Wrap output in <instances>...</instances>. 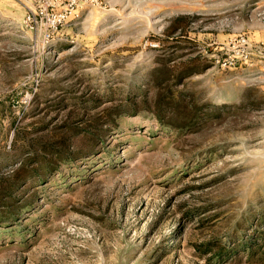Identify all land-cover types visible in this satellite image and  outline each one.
<instances>
[{
  "label": "rangeland",
  "instance_id": "374dc122",
  "mask_svg": "<svg viewBox=\"0 0 264 264\" xmlns=\"http://www.w3.org/2000/svg\"><path fill=\"white\" fill-rule=\"evenodd\" d=\"M36 10L0 0V264H264L200 251L264 215V0Z\"/></svg>",
  "mask_w": 264,
  "mask_h": 264
},
{
  "label": "trees",
  "instance_id": "16d2710c",
  "mask_svg": "<svg viewBox=\"0 0 264 264\" xmlns=\"http://www.w3.org/2000/svg\"><path fill=\"white\" fill-rule=\"evenodd\" d=\"M160 120H163L162 117H160ZM19 133L16 132V136L18 137ZM89 137V135H88ZM65 142L62 144V149H57L56 147H50L47 149H44L46 152L47 157L44 159L38 160L35 159V157H28L25 159L22 163V167L19 169L21 171H26V173L30 172V166H39L40 169L43 170V173H48L51 171V169L54 168V159L57 158L60 155H68L69 152H71V143L68 142L66 138L63 139ZM62 140V141H63ZM27 150L29 151V156L37 154L36 146L35 145H29L27 147ZM63 152H62V151ZM62 153V154H61ZM64 153V154H63ZM65 155V156H66ZM44 179V177H42ZM42 179V180H43ZM10 202V201H9ZM13 205V203H12ZM17 217L14 215L13 219H16ZM8 221V218L4 220ZM9 222V221H8ZM253 229L248 230H254L252 235L248 237L247 239L243 238L241 239L240 243L234 245V247H227L224 245L219 244H207L205 245V249H200L208 251V253L212 254V257L210 261H215L218 259H224L227 257H232L233 255H236L239 251L246 252L247 255H255L256 253L260 252L261 248L264 247V215L261 217H256L253 220ZM251 227V225H250ZM204 252V251H203Z\"/></svg>",
  "mask_w": 264,
  "mask_h": 264
},
{
  "label": "built area",
  "instance_id": "2783aa9c",
  "mask_svg": "<svg viewBox=\"0 0 264 264\" xmlns=\"http://www.w3.org/2000/svg\"><path fill=\"white\" fill-rule=\"evenodd\" d=\"M38 10L34 15H46L51 28H57L70 16L86 5H93L96 0H32ZM31 13V14H32Z\"/></svg>",
  "mask_w": 264,
  "mask_h": 264
}]
</instances>
